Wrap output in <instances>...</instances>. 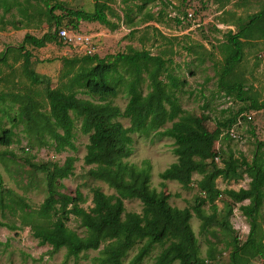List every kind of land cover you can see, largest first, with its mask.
Instances as JSON below:
<instances>
[{
  "label": "trees",
  "instance_id": "trees-1",
  "mask_svg": "<svg viewBox=\"0 0 264 264\" xmlns=\"http://www.w3.org/2000/svg\"><path fill=\"white\" fill-rule=\"evenodd\" d=\"M37 1L44 4V8L38 11V17L46 16L54 21L55 31H49L42 37L27 34L20 47L0 53V61L6 64L10 51L17 52L23 63L24 75L34 85L45 84L48 79L32 69L33 53L27 46L41 49L48 44H62L58 38L59 30L68 28L79 32L82 22L98 23L112 30L119 27L110 19V8L102 0H95L93 12L70 10L60 3L52 5L51 0ZM143 1L148 3L154 0ZM15 8L28 24L35 18L20 0H0L3 17ZM56 11H61L62 15H56ZM149 19L154 17L150 16ZM248 19L237 34L232 31L227 34L226 58L219 85L227 94L235 93L239 100L250 101L251 108L259 111L264 109V102L249 98L241 82L231 81L245 56V43L264 39V10ZM65 20H69L73 27L70 28L68 24L62 26ZM173 20L181 25L179 19ZM10 24L16 30L23 28L14 22ZM63 65L62 74L63 78L68 79L65 84L68 91L49 86L46 92L49 112H41L35 102H23L19 117L38 133L43 146L53 147L57 153L74 149L75 118L80 119L81 131L90 135L84 158L85 164L92 167L89 175L107 184L116 194L107 195L95 189L93 207L89 211L80 207L83 202L80 191L76 192L74 200L53 199L52 195L60 183L74 173L76 158L68 157L63 165L49 163L33 166L37 172L44 174L47 189V198L37 210H33L14 191L5 189L0 175V206L3 210L11 208V204L17 205L22 226L30 227L33 237L41 245L50 246L54 252L66 249L69 257L100 250L104 245L96 258L98 264H124L129 251L142 245L128 264H142L157 246L162 248V252L154 264H208L215 257L212 254L206 259L200 256L199 242L191 225L192 210L172 207L169 195L151 189L152 168L149 161H144L142 167L127 161L134 151V134L142 137L155 134L174 140L173 151L177 157V161L160 174L162 180L178 182L188 188L195 173L203 175L199 187L205 196L197 198L195 210L203 221L204 230L215 222L216 201L223 193L234 204L249 201L248 205L241 206V210L249 219L251 230L244 244L234 240L231 264H249L264 255L263 238H258V215L264 203V158L260 153L264 142H258L257 153L251 162L246 159L239 161L232 156L220 168L216 164L219 154L212 149V134L201 129L199 118L184 112L174 93L167 88L161 78L167 71V61L148 51L119 53L105 58L99 55L64 58ZM120 68L128 75L127 78L121 74ZM168 78L171 87H177L178 80L172 75ZM147 81L150 90L145 94L142 83ZM120 85L129 95V102L123 111L110 101L119 94ZM79 92L96 97L98 101L79 99ZM244 111L242 109L225 122H219L218 129L231 138L230 132L238 120L247 121V116H243ZM119 118L129 119L130 127H125ZM168 123H172L171 127L165 128ZM14 135L12 128H3L0 122V161L13 155L11 151H2L1 147L12 146ZM241 166L246 167L249 187L221 192L216 184L217 179L238 176ZM128 198L143 203L142 214L126 212L124 200ZM207 203L214 210L211 216H207L202 209ZM72 215L80 219L86 229L85 236L68 227ZM0 225L17 229L3 222Z\"/></svg>",
  "mask_w": 264,
  "mask_h": 264
},
{
  "label": "rangeland",
  "instance_id": "rangeland-1",
  "mask_svg": "<svg viewBox=\"0 0 264 264\" xmlns=\"http://www.w3.org/2000/svg\"><path fill=\"white\" fill-rule=\"evenodd\" d=\"M20 1L35 18L28 24L17 8L4 17L3 10H0V53L20 47L27 34L42 37L49 31H55L54 21L46 16L38 17V11L44 8L43 3L37 0ZM102 2L108 5L110 19L119 27L112 30L98 23L82 22L78 28L83 33L101 34L98 51L100 58L119 53L131 54L133 51H148L153 56H161L167 61V71L161 76L167 88L174 93L184 112L199 118L201 129L212 134V149L219 154L216 164L223 168L225 161L232 156L239 161L246 159L251 162L257 153L258 142H264V109H252L250 101L239 100L235 93L227 94L221 89L219 79L225 64L227 34L230 31L237 34L240 26L245 25L250 16L264 10V0ZM58 3L70 10H95V0H51L52 5ZM188 11L195 14L196 22H187L181 26L173 20L174 15H183ZM55 14L62 15V12L56 11ZM150 16L154 19H149ZM10 22L23 28L16 30ZM67 24L70 28L73 27L69 20H65L62 26ZM27 49L33 53L32 69L47 77L48 81L42 85L32 84L24 75L22 60L15 51H10L6 64L0 61V122L3 128H12L15 133L12 146L1 147L2 151L13 153L0 161L4 187L14 191L33 210H37L47 198V189L44 174L37 172L33 166L49 163L63 165L68 157H74L76 163L73 175L60 183L52 198L74 200L76 192L80 191L83 196L80 207L89 211L93 207L95 189H100L107 195H114L116 191L89 175L92 167L85 164L84 158L90 135L81 131V120L75 118L74 149L57 153L53 147L43 146L38 133L31 130L27 121L19 117L23 102H35L41 112L48 113L50 105L46 96L47 88L50 86L52 89L68 91L65 86L68 79L63 78L62 74L64 58L73 59L84 55L77 54L65 44H48L41 49L27 46ZM120 72L128 77L122 68ZM169 75L178 80L177 87H171ZM231 81L241 82L249 98L259 103L264 102V39L245 43V56ZM142 89L145 94L149 92L148 81L142 83ZM74 90L78 91L77 88ZM77 96L79 99L98 101V98L81 92ZM110 101L122 111L126 108L129 95L123 85L119 86L117 97ZM242 109H245L243 116H250L251 120L247 118L245 122L242 119V124L234 128L237 138L231 139L218 129V123L225 122ZM72 116L75 117L74 114ZM118 120L125 127H130L129 119ZM171 125L172 123H168L165 128ZM133 138L134 151L127 161L139 167L143 166L144 161H149L152 168L151 189L169 195L172 207L192 210L191 225L199 242L200 256L206 259L212 254L215 259L208 264H231L234 240L244 244L251 230L250 221L241 210V206L248 205L249 201L234 204L223 193L216 201L218 209L215 222L204 230L203 221L195 210L197 198L205 196L199 187L203 175L195 173L188 188L178 182L162 180L160 174L177 161L173 151L174 140L155 134L149 137L134 134ZM260 153L264 158V148ZM249 182L246 167L241 166L238 176L228 179L219 177L216 184L224 192L248 188ZM124 204L127 213L143 212L144 205L138 199H125ZM202 209L207 216L214 213L208 203ZM0 222L17 228L0 225V264H98L96 258L104 248L103 245L100 250L88 251L79 257H69L66 249L54 252L50 246L41 245L33 237L30 227L22 226L20 211L15 204L4 210L0 206ZM258 223V238L262 237L264 241V203L258 215ZM67 225L79 235L85 236L86 229L76 216L72 215ZM141 246L137 245L129 251L124 264L130 262ZM161 252V247H155L142 264H154ZM249 264H264V255L253 259Z\"/></svg>",
  "mask_w": 264,
  "mask_h": 264
},
{
  "label": "built area",
  "instance_id": "built-area-1",
  "mask_svg": "<svg viewBox=\"0 0 264 264\" xmlns=\"http://www.w3.org/2000/svg\"><path fill=\"white\" fill-rule=\"evenodd\" d=\"M173 18H177L181 21V26L187 22H196V16L193 12L188 11L187 15H174ZM200 26V24H197ZM58 38L62 44L67 45L73 51L79 55L84 56H94L98 55L99 43L101 41L100 37L95 34L83 33L81 31L77 32L68 28H61L58 32ZM251 120V117H247ZM242 124V119L238 120L237 125ZM231 137L237 138L234 129L230 132Z\"/></svg>",
  "mask_w": 264,
  "mask_h": 264
},
{
  "label": "crops",
  "instance_id": "crops-1",
  "mask_svg": "<svg viewBox=\"0 0 264 264\" xmlns=\"http://www.w3.org/2000/svg\"><path fill=\"white\" fill-rule=\"evenodd\" d=\"M95 35H97V34H95ZM98 36H99V37H100V39H101V34H99ZM70 49H71V48H70ZM71 50H72V49H71Z\"/></svg>",
  "mask_w": 264,
  "mask_h": 264
}]
</instances>
